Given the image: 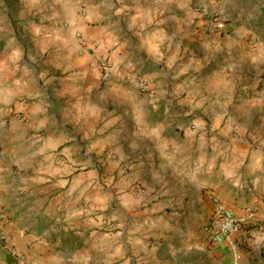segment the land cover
Returning a JSON list of instances; mask_svg holds the SVG:
<instances>
[{
  "label": "crops",
  "instance_id": "crops-1",
  "mask_svg": "<svg viewBox=\"0 0 264 264\" xmlns=\"http://www.w3.org/2000/svg\"><path fill=\"white\" fill-rule=\"evenodd\" d=\"M111 1L112 7L106 0H93L66 28L52 27L45 40L56 49L48 50L45 42L36 49L27 46L25 64L20 61L24 48L15 45L13 36L0 42V264H16L18 255L22 261L17 264H59L73 240L86 243L94 236L102 249L111 251L104 232L84 236L86 227L100 223L91 213L106 207L104 194H81L83 200L95 201L89 210L76 208L74 214L84 215L78 220L59 214L63 199L72 197L79 184L90 189L104 177H117L107 191L119 193L123 212L146 200L147 210L162 213L158 223L166 228V233H150L159 239L142 255L129 251L124 228L116 248L123 259L119 264H136V259L138 264H232L234 255L242 264H264V225L242 230L235 250L226 240L209 241L201 227L212 214L214 195L235 213L247 206L264 211V90L238 106L252 116L247 134L227 121L211 126L214 135L207 140L200 128L167 120L177 109L188 108L189 95L170 90L169 73L184 76L193 67H219L221 71L205 69L199 79L220 94L233 62L258 67L264 62V45L238 48L229 34L212 36L206 44V37L182 23L174 31V20L190 17L192 22L193 0L177 5ZM76 31L94 40L97 49L79 50ZM113 37L111 49L105 39ZM187 42L195 47L182 56L172 51ZM161 47L171 53L157 56ZM104 52L112 60L106 71L112 86L101 84L97 58ZM186 54L191 56L185 63L173 65ZM160 80L170 94H148L141 85L145 81L155 88ZM83 156L93 158L95 166L77 171ZM145 222L137 231L154 226ZM138 238L135 245L142 243Z\"/></svg>",
  "mask_w": 264,
  "mask_h": 264
},
{
  "label": "rangeland",
  "instance_id": "rangeland-1",
  "mask_svg": "<svg viewBox=\"0 0 264 264\" xmlns=\"http://www.w3.org/2000/svg\"><path fill=\"white\" fill-rule=\"evenodd\" d=\"M92 1L93 0H0V42L11 40L13 36L15 38V45L24 48L25 55L20 61L21 64H25L27 62V52H29L27 46L36 49L37 46H41V44L45 42L48 50H55V43L45 40L47 32H49L52 27L56 26L66 28L69 25L70 19L77 20L80 15L85 14L88 5L91 4ZM106 1L107 5L109 4L112 7V1ZM178 2H182V0L167 1V3H172L174 5H177ZM132 3L134 5L159 4L161 0H134ZM191 6L194 9L193 12H191L192 22L190 17L178 23L174 20V31L177 29V25L182 23L183 27L189 26V29L197 30L203 37H206V44L209 43V39L212 36H224V34H229L235 36L234 39L237 40L236 44H238V48L248 49L250 46H256L260 43L264 45V0H193ZM133 10L135 9H132V11ZM217 12H221L225 17V22L222 27L216 26L213 20ZM198 13L202 15L200 16ZM185 16V13H182V16L180 15V17L183 18H185ZM18 29L19 31H17ZM171 29L172 28L169 27V30ZM74 35L79 50L93 52L97 49L98 44L94 40H88L90 46H82V39L87 40L82 32L76 31ZM18 39H23L24 42L20 40L17 41ZM105 41L111 49L115 48L116 37H113L111 40L105 39ZM184 46L182 48L176 47L172 51H175L178 56H182L186 53L184 51L185 49L189 50L195 47L192 42H187ZM108 52H110V49H108ZM155 53L157 56H162V54L166 56L167 53L170 54L171 52H167L166 48L161 47L158 49V52ZM189 56L191 55L186 54L183 57L176 58L173 65L185 63ZM234 56L237 57V55ZM104 59L107 60L108 68L112 66L109 53L104 52L98 56L97 66L101 73V84H103V86H112L113 82H110L109 75H106V71L109 72V70L103 69L101 65V60ZM233 63L236 65H233V68L227 69L228 84L222 88L220 94L211 90V85L206 83V79L202 82L199 79L201 73H203L205 69L219 71L221 69L219 67H215L214 65L209 67H193L192 70L185 73L184 76H176L173 71L169 73L168 80L171 82L169 86L170 90L176 87L180 90V96L189 95L187 96L188 103L184 105L188 108L177 109L172 115L167 116V120L171 121L173 125L178 123L179 125L189 126L191 129L200 128L201 131L205 132L204 136L207 140L214 135L211 126L215 125L216 127H221L227 121L233 123L243 134H247L251 131V129H253L252 116L240 112L238 106L246 97L262 94L261 92H257L264 90V62L258 63V67L253 66L251 63V65L246 64V68L240 67L237 61ZM161 81L162 80L156 84L155 88H150L149 85L143 81L145 86L142 87L146 88L145 90L148 94H170L169 92L172 91L166 92V83ZM15 116L14 114L13 117ZM169 130L170 129H166L167 132ZM82 151L84 152L85 150L82 149ZM84 161L87 162L85 163ZM45 162L48 163L47 161ZM61 162L63 164L65 160L60 159L59 163ZM55 163L59 164L58 162ZM125 163L129 164L128 162ZM94 164L95 161L93 158L89 161L83 156L82 159L77 160L75 166L78 167L77 171H79L87 170L91 166H95ZM82 166L84 167L81 168ZM111 175L112 174L109 176ZM116 180L117 177H114V179H107L104 177L103 180L97 183L96 187L91 186L90 189L84 188L83 184H79L72 197L68 195L63 199L59 209L60 215L66 213L74 215L72 218L75 221L84 217V215H80V212L73 213L77 211L76 208L79 207L81 209L82 206L83 209L89 210L91 208V201H95L83 200V197H79L81 194H85V192H87L86 190H89L88 194H104V200L107 198L106 207L102 210L93 209L94 212L91 213L94 219L98 222L100 221V223H98L99 225L93 223L92 227H86L84 236L89 238L91 231H102L104 232V236L106 234L107 238H109L111 242L109 247L110 249L112 248V250H107V246L102 249L101 244L98 243L100 238L95 239V236L93 238L94 241L90 238L86 243H83V239H77L76 243L73 240L72 250L62 255L59 264H119L123 259L121 258V252H119V255L116 248L119 242H121V231L124 228L127 245L130 247L129 251H136L137 254L141 255L145 254L144 250L146 248H150L157 244L156 241H158L159 238L155 236V233L150 235L152 231H157L158 234H160L161 231L166 233V228L162 227L163 224L159 225L158 223L162 220V213L158 210H147L146 208L150 203H147L146 200H143L141 203L130 204L129 208L124 207L125 211L123 212L119 200L117 199L119 193L115 192V194L112 192L113 194L110 195V192L107 191ZM125 191H128V188L125 189ZM127 195L129 196L130 193ZM58 205L59 203L57 206ZM92 207H95V204H92ZM83 212L86 214L87 210ZM42 218L44 221L49 220L48 214H43ZM145 219H147L148 225L154 224V226H142V232L137 231L139 226L146 224V222L144 223ZM129 230L133 231L131 232ZM97 237L100 236L98 235ZM137 238L141 239L142 243L135 245L133 240ZM128 240H131V243L128 242ZM132 245L134 248H132ZM112 252H116L114 257L111 256ZM18 256L15 261L16 264L22 261L20 255ZM128 264H133V260L129 261ZM136 264H138V259H136ZM141 264H148V262H142Z\"/></svg>",
  "mask_w": 264,
  "mask_h": 264
},
{
  "label": "built area",
  "instance_id": "built-area-1",
  "mask_svg": "<svg viewBox=\"0 0 264 264\" xmlns=\"http://www.w3.org/2000/svg\"><path fill=\"white\" fill-rule=\"evenodd\" d=\"M215 25L222 27L225 22V17L221 12H217L213 17ZM82 46H90L86 39H82ZM103 69L108 70L107 60H101ZM142 86L145 83L141 82ZM22 117V116H21ZM213 210L212 214L202 224V231L206 238L212 242H221L226 240L232 250L238 249V234L252 226L264 225V211L256 207L247 206L240 213L233 212L228 208L217 196L212 197ZM232 264H242L238 255H234Z\"/></svg>",
  "mask_w": 264,
  "mask_h": 264
},
{
  "label": "trees",
  "instance_id": "trees-1",
  "mask_svg": "<svg viewBox=\"0 0 264 264\" xmlns=\"http://www.w3.org/2000/svg\"><path fill=\"white\" fill-rule=\"evenodd\" d=\"M10 260V259H9ZM17 259H14V262L16 261ZM13 261V260H12Z\"/></svg>",
  "mask_w": 264,
  "mask_h": 264
}]
</instances>
